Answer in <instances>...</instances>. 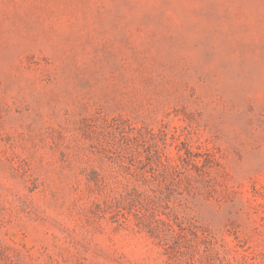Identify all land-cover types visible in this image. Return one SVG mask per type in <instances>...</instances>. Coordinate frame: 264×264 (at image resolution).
<instances>
[{
	"label": "rangeland",
	"instance_id": "374dc122",
	"mask_svg": "<svg viewBox=\"0 0 264 264\" xmlns=\"http://www.w3.org/2000/svg\"><path fill=\"white\" fill-rule=\"evenodd\" d=\"M0 264H264V0H0Z\"/></svg>",
	"mask_w": 264,
	"mask_h": 264
}]
</instances>
